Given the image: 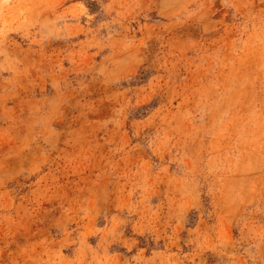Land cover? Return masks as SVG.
Segmentation results:
<instances>
[{"label":"clouds","instance_id":"1","mask_svg":"<svg viewBox=\"0 0 264 264\" xmlns=\"http://www.w3.org/2000/svg\"><path fill=\"white\" fill-rule=\"evenodd\" d=\"M0 264H264V0H0Z\"/></svg>","mask_w":264,"mask_h":264},{"label":"rangeland","instance_id":"2","mask_svg":"<svg viewBox=\"0 0 264 264\" xmlns=\"http://www.w3.org/2000/svg\"><path fill=\"white\" fill-rule=\"evenodd\" d=\"M45 207H49V205L46 204Z\"/></svg>","mask_w":264,"mask_h":264}]
</instances>
